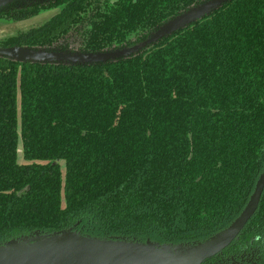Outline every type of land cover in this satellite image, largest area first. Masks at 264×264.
<instances>
[{
    "label": "trees",
    "instance_id": "obj_1",
    "mask_svg": "<svg viewBox=\"0 0 264 264\" xmlns=\"http://www.w3.org/2000/svg\"><path fill=\"white\" fill-rule=\"evenodd\" d=\"M211 1L15 0L0 8L22 19L61 7L6 47L135 48L93 62L0 54V244L69 227L192 243L239 215L264 168V0H220L153 38ZM234 260L264 264V189L237 238L206 264Z\"/></svg>",
    "mask_w": 264,
    "mask_h": 264
},
{
    "label": "water",
    "instance_id": "obj_2",
    "mask_svg": "<svg viewBox=\"0 0 264 264\" xmlns=\"http://www.w3.org/2000/svg\"><path fill=\"white\" fill-rule=\"evenodd\" d=\"M13 1L0 0V8ZM219 1L202 4L169 20L153 38L171 33L201 17ZM134 49L115 53H64L9 46L0 48V54L20 61L93 62ZM86 55L92 59L84 58ZM263 189L264 168L239 215L227 227L202 241L170 244L149 239L141 242L125 238H100L83 235L69 227L51 233L34 231L5 241L0 244V264H206V261L220 254L237 238L257 210ZM231 264L241 263L233 261Z\"/></svg>",
    "mask_w": 264,
    "mask_h": 264
},
{
    "label": "rangeland",
    "instance_id": "obj_3",
    "mask_svg": "<svg viewBox=\"0 0 264 264\" xmlns=\"http://www.w3.org/2000/svg\"><path fill=\"white\" fill-rule=\"evenodd\" d=\"M61 7H54L47 10H43L37 14H34L32 16L26 17V18H13L12 16H0V48L6 47L3 46L8 39L11 37H14L20 33H25L28 30L38 27L42 25L44 22H46L49 18H51L53 15L58 13L60 11ZM197 11L199 9H196ZM195 10V12H196ZM84 58L92 59L91 57H88V55L84 56ZM18 104V101H17ZM19 113V111H18ZM19 121V118H18ZM18 161L22 162V156H21V141L19 137L18 141ZM60 169L62 173H64V163L60 162ZM64 204V201H63Z\"/></svg>",
    "mask_w": 264,
    "mask_h": 264
},
{
    "label": "flooded vegetation",
    "instance_id": "obj_4",
    "mask_svg": "<svg viewBox=\"0 0 264 264\" xmlns=\"http://www.w3.org/2000/svg\"><path fill=\"white\" fill-rule=\"evenodd\" d=\"M233 261H231L230 263H224V264H231ZM234 262H240L241 264H248V262H244V261H238V260H234Z\"/></svg>",
    "mask_w": 264,
    "mask_h": 264
}]
</instances>
